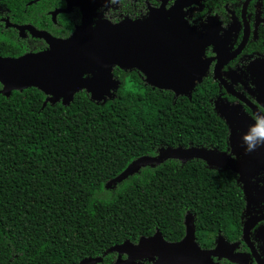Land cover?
Instances as JSON below:
<instances>
[{"label": "trees", "instance_id": "16d2710c", "mask_svg": "<svg viewBox=\"0 0 264 264\" xmlns=\"http://www.w3.org/2000/svg\"><path fill=\"white\" fill-rule=\"evenodd\" d=\"M213 95L208 81L192 97L130 81L101 102L86 90L67 105L46 103L36 87L0 95V264H115L109 249L127 240L157 230L182 239L188 212L201 243L238 229L235 182L200 159H168L109 185L161 148L223 149Z\"/></svg>", "mask_w": 264, "mask_h": 264}, {"label": "flooded vegetation", "instance_id": "af4514ba", "mask_svg": "<svg viewBox=\"0 0 264 264\" xmlns=\"http://www.w3.org/2000/svg\"><path fill=\"white\" fill-rule=\"evenodd\" d=\"M179 1L189 5L182 11L190 26L206 34L202 60L207 69L196 87L205 81L212 85L214 110L228 133L223 149L208 148L223 156L222 167L200 160L230 176L243 201L239 228L228 233L218 229L211 244L198 240L197 219L192 213L196 242L204 250L215 249L222 242V254L212 256L217 264H264V146L246 152L242 139L249 132L253 140L264 137V0H0V59L51 51L53 40L71 38L84 18H90L93 28L104 20L114 25L128 22L131 41L150 43L149 33L137 36L139 26L146 22L159 34L152 40L160 46L133 43L126 61L113 65V77L119 86L125 81L154 88L153 83L175 84L183 58L188 61L185 74L195 73L193 54L183 57L178 47L169 44L178 41V17L182 18L178 15ZM180 39L187 41L188 50L197 43L192 36ZM98 71L96 68L84 76L96 77ZM24 90L6 95L0 81V95L5 97ZM49 98L46 94L45 102Z\"/></svg>", "mask_w": 264, "mask_h": 264}, {"label": "water", "instance_id": "95a60500", "mask_svg": "<svg viewBox=\"0 0 264 264\" xmlns=\"http://www.w3.org/2000/svg\"><path fill=\"white\" fill-rule=\"evenodd\" d=\"M187 6L189 5L179 1L178 15L182 18L178 17V41L173 40L169 44L178 47V54H182L183 57L186 54H193L195 73L193 76L185 74L188 70L186 66L188 61L183 58L182 63L178 64V83L153 84L160 89L173 90L177 96L192 97L197 82L202 81L207 69L202 60L207 43L206 34L199 33L185 19V12L182 9ZM130 31L131 25L128 22L114 25L104 20L93 28L90 18L89 20L84 18L83 24L71 38L53 40L51 51L18 59H0V81L5 85L6 95H10L12 90L36 87L50 95L46 103H57L62 98V103L67 105L82 90H87L92 100L97 102L114 98L119 84L113 77L112 67L114 64H120L122 60L126 61L128 47L133 43L138 46H160L152 40L153 36L159 34L153 32L150 24L141 23L137 35L142 38L149 33L150 43H144L143 40L131 41ZM191 36L197 43L193 50H188L187 41L180 38L189 39ZM96 68H99L96 77L84 76ZM194 158L203 159L211 166H223L221 164L223 156L216 150L206 147L161 148L156 156H144L135 160L109 185L121 182L148 165H158L168 159H177L185 163ZM185 224L186 235L180 241L170 242L157 230L152 236L141 237L138 243L127 240L111 247L109 251L119 254L116 264H146L142 260L152 261V264H217L212 256L222 254V242L219 241L215 249L204 250L196 242V226L191 212H188ZM123 254H126L127 258H123ZM102 261V257H90L77 264H97Z\"/></svg>", "mask_w": 264, "mask_h": 264}, {"label": "clouds", "instance_id": "9594fccd", "mask_svg": "<svg viewBox=\"0 0 264 264\" xmlns=\"http://www.w3.org/2000/svg\"><path fill=\"white\" fill-rule=\"evenodd\" d=\"M251 133L249 132L248 134H245L242 139L245 144V151L246 152H253L255 151L258 147L264 146V137H258L255 140L250 138Z\"/></svg>", "mask_w": 264, "mask_h": 264}]
</instances>
